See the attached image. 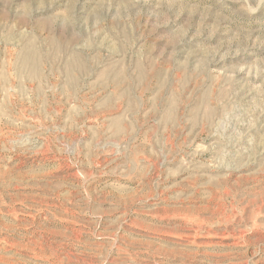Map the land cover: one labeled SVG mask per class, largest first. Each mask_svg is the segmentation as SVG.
Wrapping results in <instances>:
<instances>
[{"label":"rangeland","instance_id":"rangeland-1","mask_svg":"<svg viewBox=\"0 0 264 264\" xmlns=\"http://www.w3.org/2000/svg\"><path fill=\"white\" fill-rule=\"evenodd\" d=\"M0 264H264V0H0Z\"/></svg>","mask_w":264,"mask_h":264}]
</instances>
